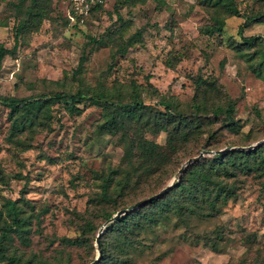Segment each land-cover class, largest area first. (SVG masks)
Returning a JSON list of instances; mask_svg holds the SVG:
<instances>
[{
  "label": "rangeland",
  "instance_id": "rangeland-1",
  "mask_svg": "<svg viewBox=\"0 0 264 264\" xmlns=\"http://www.w3.org/2000/svg\"><path fill=\"white\" fill-rule=\"evenodd\" d=\"M216 2L107 0L86 24L72 26L65 19V0H38L34 16L28 11L32 0H0V46L12 50L0 71V96L41 98L44 104L35 125L14 134L10 108L0 102V169L7 180L0 181V210L6 212L8 200H18L31 216L28 243L16 234L12 238L25 260L91 264L99 256L97 236L107 223L98 207L100 176L124 165L125 140L102 128L113 111L83 97L77 104L81 112L71 114L50 101L57 93L88 97L106 92L127 102L137 87L151 110H163L160 100H172L191 114L198 101L197 79L216 81L220 91L209 92L206 103L225 105L232 99L238 130L223 127L211 110L202 111L211 123L180 147L171 170L161 175L167 185L202 152L211 156L227 147L264 143V80L252 69L264 61V22L259 21L264 0H235L240 14L227 17ZM217 17H225L223 32L206 33ZM27 19L33 21L16 40L19 22ZM241 28L244 36L260 39L239 53L231 45L241 40ZM124 130L128 137L141 132L135 119H126ZM145 136L161 145L168 139L164 131ZM155 183L137 193L122 191L119 206L144 198ZM240 184L220 215L193 217L189 231L173 216L147 227L136 240L142 243L127 250L130 264H264V174H242ZM107 209L113 211L114 205ZM89 221L93 230L86 228ZM77 238L87 244L64 241Z\"/></svg>",
  "mask_w": 264,
  "mask_h": 264
},
{
  "label": "trees",
  "instance_id": "trees-1",
  "mask_svg": "<svg viewBox=\"0 0 264 264\" xmlns=\"http://www.w3.org/2000/svg\"><path fill=\"white\" fill-rule=\"evenodd\" d=\"M25 1L27 0H19V3L24 4ZM37 1L32 0L34 4L28 9L32 16L39 13H34V5ZM144 1L140 0L142 3ZM215 5L225 17L240 14L235 6V0H217ZM104 6L97 7L93 15L101 12ZM225 17H217L213 24L206 27V33L223 32L226 24ZM65 19L70 25L79 26L72 24L66 13ZM29 21L32 23L33 20L27 19L25 23L24 21L19 22L16 28V40L26 31L25 25L27 26ZM259 21L264 22V16ZM242 31L241 28L239 32L241 40H233L231 45L239 53H242L245 47L255 45L260 39L257 36H244ZM11 51L0 46V71L5 56ZM252 69L257 76L264 80V61L259 66H252ZM197 88L195 98H198V101L193 104L195 110L191 114H186L179 109L172 100H160L159 103L164 109L153 111L150 105L144 103L139 97L140 91L137 87L133 90V98L127 102L109 96L106 92H99L88 97L83 96L81 92H60L50 98V101L59 103L71 114L81 112V108L77 104L82 101L83 97L95 106L113 111V116L102 125V128L106 133L125 140L126 146L123 167L112 168L100 176L101 192L98 195V207L105 222L117 212L131 208L138 201L149 198L159 193L164 186H168L167 182H162L161 175L171 170L174 157L180 147L189 141L190 136L199 133L203 125L211 123L204 121L208 119V116L201 115L202 111L207 113L211 110L214 120L220 119L223 127L232 132L238 130L234 116L235 102L232 99H228L225 105L213 103L209 107L206 103V96L209 92L218 93L220 91L216 81L207 83L206 79L199 77ZM0 102L10 108L9 117L12 120V133L14 134L22 132L26 128H32L44 106L41 98L0 96ZM126 119H135L140 124L141 132L134 131L133 136L128 137L127 131L124 130ZM162 131L167 133L168 139L165 145L158 144L145 136L147 132L155 134ZM205 145L203 144L201 148L205 149ZM253 170L264 174V143L258 144L254 148L228 150L223 153H214L211 156H202L201 159L192 163L181 178L176 179L163 195L123 214L106 226L101 235L102 254L97 264H130L128 248L140 245L142 242L136 241L140 240L138 236L147 227H158L167 217H175L189 231L193 217L202 216V218L208 219L220 215L223 208L237 197L241 187L240 175ZM0 181L7 183L1 169ZM151 181L157 182L155 188H151L144 198L131 202L130 205L119 206L117 197H120L122 191L137 193V189L146 187ZM110 204L114 205L113 211L107 209ZM5 211L0 210V264H70V260L69 263H64L63 260H57L56 263L35 262L33 259L25 260L23 255L18 254L14 249L12 238L13 234H16L22 244L28 243L26 239L30 229L31 216H26L22 212L18 200H8ZM86 228L93 230L94 225L89 221L86 223ZM251 235H248V239H251ZM109 236L115 238L111 243L108 241ZM64 241L73 245L87 244V240L80 238L65 239ZM212 247L217 252H222L218 250L217 244Z\"/></svg>",
  "mask_w": 264,
  "mask_h": 264
},
{
  "label": "water",
  "instance_id": "water-1",
  "mask_svg": "<svg viewBox=\"0 0 264 264\" xmlns=\"http://www.w3.org/2000/svg\"><path fill=\"white\" fill-rule=\"evenodd\" d=\"M264 142V141H263ZM258 144H255V145H251V146H249V147H227V148H224V149H221V150H219V151H216V152H213V153H223V152H225V151H228V150H235V149H237V150H240V149H247V148H254V147H256ZM202 156H204V152H202L201 154H199L198 156H196V157H193V158H190L188 161H187V163L184 165V166H182V168L180 169V171H179V179L181 178V176H182V174H183V172L185 171V169L187 168V166L188 165H190V164H192V163H194V162H196V161H198L199 159H201V157ZM173 184L171 183V184H169L166 188H164V189H162L159 193H157V194H155V195H153V196H151V197H149V198H146V199H143V200H140V201H138L137 203H135L131 208H129V209H125V210H121V211H119V212H117L111 219H109L108 221H107V223L102 227V229L100 230V233L98 234V237H97V240H96V243H97V247H98V252H99V256L91 263V264H97L98 263V261H99V258H100V256H101V254H102V247H101V242H100V240H101V235H102V233H103V231H104V228H105V226L107 225V224H109L110 222H113V221H115L116 219H118L120 216H122L123 214H126V213H128V212H130V211H132V210H135V209H137V208H139V207H141V206H143L144 204H147V203H149L150 201H152V200H154L155 198H158V197H160L161 195H163L171 186H172Z\"/></svg>",
  "mask_w": 264,
  "mask_h": 264
},
{
  "label": "built area",
  "instance_id": "built-area-1",
  "mask_svg": "<svg viewBox=\"0 0 264 264\" xmlns=\"http://www.w3.org/2000/svg\"><path fill=\"white\" fill-rule=\"evenodd\" d=\"M107 0H65L66 15L72 24L84 25L91 18L94 10L105 5Z\"/></svg>",
  "mask_w": 264,
  "mask_h": 264
}]
</instances>
